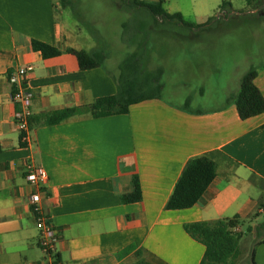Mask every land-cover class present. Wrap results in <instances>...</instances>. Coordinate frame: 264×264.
<instances>
[{
	"label": "crops",
	"instance_id": "1",
	"mask_svg": "<svg viewBox=\"0 0 264 264\" xmlns=\"http://www.w3.org/2000/svg\"><path fill=\"white\" fill-rule=\"evenodd\" d=\"M260 6L247 2L245 11L231 9V15L253 16ZM56 8L55 0H0V264H49L29 203L34 194L53 226L61 264H134L138 251L151 264H200L205 248L187 234L186 224L235 216L242 226L263 222L258 216L264 213L259 208L264 204V113L241 120L232 101L249 69L235 77L233 87L228 74H211L220 79L212 107L192 110L160 98L132 105L125 115L82 114L48 125L52 112L114 95L113 76L121 62L108 57L101 67L81 70L64 50L83 49L62 32ZM32 40L62 53L44 59L31 49ZM146 61L148 71L160 68ZM111 62L114 72L105 67ZM24 66L33 97L23 142L8 75ZM256 71L254 84L264 98V62ZM202 155H212L215 180L193 207L166 210L186 163ZM29 164L46 171L43 188L26 181ZM134 175L142 199L124 204L121 196L132 191ZM249 234L253 243L241 240V258L253 252L254 264H264V244L254 231Z\"/></svg>",
	"mask_w": 264,
	"mask_h": 264
},
{
	"label": "rangeland",
	"instance_id": "2",
	"mask_svg": "<svg viewBox=\"0 0 264 264\" xmlns=\"http://www.w3.org/2000/svg\"><path fill=\"white\" fill-rule=\"evenodd\" d=\"M64 1L55 0V14L71 44L79 45L86 52L103 50L114 62L123 60L132 51L128 39L133 29L128 26L129 31L125 34L122 27L129 21L130 13L115 1L67 0L63 4ZM146 1L154 3L153 0ZM229 1L234 12L247 8V0ZM221 2L165 0L164 8L168 13H180L189 23L201 25L209 17H215V20L199 32L168 25L161 29L152 28L148 34L141 35L147 46L146 63L152 59L163 71L164 87L160 95L165 101L186 105L192 110L212 107L219 95V89L214 85L220 80L215 81L212 73L228 74L233 87L235 77L264 62V14H259L264 10V3L260 6L262 11L257 14L239 17L231 15V9L225 11L226 16L218 14L217 5ZM124 39H127L123 41L125 44ZM112 63H106L105 67L114 72ZM200 87L204 88L202 93H199ZM258 217L264 221V213ZM247 228L248 224L244 223L239 230L243 231L242 239L246 244H251L253 240ZM234 264H250L249 254L240 256Z\"/></svg>",
	"mask_w": 264,
	"mask_h": 264
},
{
	"label": "trees",
	"instance_id": "3",
	"mask_svg": "<svg viewBox=\"0 0 264 264\" xmlns=\"http://www.w3.org/2000/svg\"><path fill=\"white\" fill-rule=\"evenodd\" d=\"M125 11L130 13L129 21L122 24L125 34L129 27L133 34L129 37L135 50L121 60L118 73L113 76L116 83V93L109 97L98 98L91 104L74 109H65L52 112L46 116V124L55 125L70 117L89 114L92 118H103L115 115H125L132 105L151 99H160L163 89V71L158 68L148 71L145 68L147 46L141 35L148 34L152 28L161 29L168 25L180 27L188 32H199L209 27L215 17H210L204 24L196 25L184 20L180 13H168L164 8L165 0L150 3L146 0H112ZM253 6H259L264 0H247ZM68 1H64L66 4ZM231 9L229 0H222L218 7V14L226 16ZM225 13V14H224ZM129 26V27H128ZM140 37V38H139ZM131 39V40H130ZM125 40V39H124ZM127 40V39H126ZM125 40V42H126ZM31 49L39 52L44 59L58 56L62 53L56 47L32 40ZM64 52L76 57L81 70H90L104 65L108 55L103 50L86 52L74 48H66ZM257 71L248 70L241 78L238 93L232 98L239 118L246 120L264 113V98L254 84ZM31 119V118H30ZM29 119V124H30ZM0 146V151H1ZM216 177V163L212 155H202L191 158L185 165L174 189L165 205L168 211L183 210L193 207L201 199L207 188ZM142 199L139 179L132 178V191L123 194L121 201L124 204L137 203ZM264 204L261 202L259 208ZM259 214H254V217ZM242 226L238 216L226 220L210 222H194L184 226L187 234L205 248L200 264H234L241 256L240 241L243 231L237 230ZM249 233L255 232V238L264 244V221L255 228L248 227ZM137 261L134 264H151L141 258V252H136ZM251 264L253 252L250 256Z\"/></svg>",
	"mask_w": 264,
	"mask_h": 264
},
{
	"label": "built area",
	"instance_id": "4",
	"mask_svg": "<svg viewBox=\"0 0 264 264\" xmlns=\"http://www.w3.org/2000/svg\"><path fill=\"white\" fill-rule=\"evenodd\" d=\"M29 71V67H19L8 75V81L13 85L11 99L16 106L14 120L17 130L20 133L21 141L27 140L29 131V119L31 117L30 105L33 94L27 87L25 77ZM26 181L40 189L48 182V175L42 167H35L31 164L25 168ZM31 210L35 216V225L40 234L39 247L49 260V264H61L56 259L57 238L53 231V226L49 218L39 207V195L34 194L29 199Z\"/></svg>",
	"mask_w": 264,
	"mask_h": 264
}]
</instances>
